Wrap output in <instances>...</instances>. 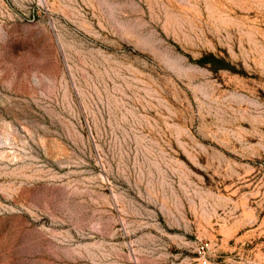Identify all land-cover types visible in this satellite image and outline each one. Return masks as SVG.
Returning a JSON list of instances; mask_svg holds the SVG:
<instances>
[{"label":"rangeland","instance_id":"1","mask_svg":"<svg viewBox=\"0 0 264 264\" xmlns=\"http://www.w3.org/2000/svg\"><path fill=\"white\" fill-rule=\"evenodd\" d=\"M0 264H264V0H0Z\"/></svg>","mask_w":264,"mask_h":264}]
</instances>
